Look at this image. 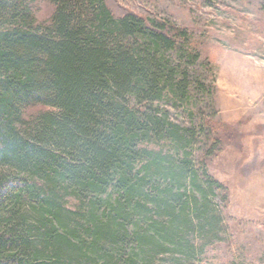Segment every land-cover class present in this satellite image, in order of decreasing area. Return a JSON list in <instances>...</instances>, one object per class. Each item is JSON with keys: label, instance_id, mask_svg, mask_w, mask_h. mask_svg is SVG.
I'll return each mask as SVG.
<instances>
[{"label": "trees", "instance_id": "obj_1", "mask_svg": "<svg viewBox=\"0 0 264 264\" xmlns=\"http://www.w3.org/2000/svg\"><path fill=\"white\" fill-rule=\"evenodd\" d=\"M34 2L0 0V264L191 254L227 188L208 169L219 133L199 152L197 128L154 105L189 98L188 29L105 0H51L41 22Z\"/></svg>", "mask_w": 264, "mask_h": 264}, {"label": "rangeland", "instance_id": "obj_2", "mask_svg": "<svg viewBox=\"0 0 264 264\" xmlns=\"http://www.w3.org/2000/svg\"><path fill=\"white\" fill-rule=\"evenodd\" d=\"M31 1L36 18L48 21L51 0ZM105 2L116 16L134 11L188 29L199 51L197 59L182 61L189 98L166 97L154 105L172 121L197 128L199 152L215 133L221 139L207 160L210 173L227 188L210 193L216 230L197 234V249L190 255L171 248L154 264H264V0ZM170 53L178 62L176 52ZM42 108L33 105L26 113Z\"/></svg>", "mask_w": 264, "mask_h": 264}]
</instances>
